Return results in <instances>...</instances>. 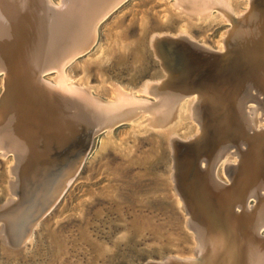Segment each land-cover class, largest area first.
<instances>
[{
    "label": "bare ground",
    "instance_id": "obj_1",
    "mask_svg": "<svg viewBox=\"0 0 264 264\" xmlns=\"http://www.w3.org/2000/svg\"><path fill=\"white\" fill-rule=\"evenodd\" d=\"M57 1L59 6L52 2L53 7L50 0H0V72L4 84L0 151L14 154L17 170L15 174L8 166L13 180L7 184L8 197L0 202V208L7 204L0 221L2 247L28 244L37 217L56 197L68 175L79 168L81 144L91 127L102 122L111 126L142 113L143 117L147 114L144 119L148 125L166 126L162 133H166L172 153L168 171L171 184L167 185L178 208L185 212L184 227L191 233L193 250H200L199 259L179 264H264V237L258 236L264 226V195L260 193L264 187L260 170L264 165V129H258L264 126H260L263 119L256 112L264 111V0H246L245 11L240 12L235 11L231 0H175L176 15L183 19L206 20L216 10L213 18L230 21L221 50L212 54L211 48L193 42L187 32L154 31L160 38L153 39L152 50L166 78L156 84L153 81L157 79L143 80L137 89L113 84L105 103L86 99L87 92L72 86L63 71L84 51L98 21L122 0ZM44 65L46 71L56 73L54 84L41 74L50 89L37 87L34 80ZM28 76L35 83L30 89ZM138 93L154 97L155 103ZM251 97L247 103L253 102L255 108L246 107L245 101ZM42 99H46L45 106H41ZM180 117L190 118L194 131L177 135ZM172 120H179L176 127ZM247 125L257 130L245 133ZM235 126L247 134V139L243 132L235 136V145L246 146L245 153L234 151L233 141L223 136L225 128L232 132ZM210 133L216 135L217 145L207 155L204 147L213 139ZM226 144L233 152L222 153L224 164L228 158L239 161V166L229 167L232 184L228 185L213 177L215 165L212 172L209 168ZM186 147L194 149L195 156L187 157ZM202 162L206 163L204 168ZM256 189L259 196L251 193ZM249 194L258 198V204L245 200L243 207L236 206ZM153 219L136 215L133 221L140 228L154 227L158 236L164 226ZM167 219L172 225L168 224V231L174 233L169 242L178 245L176 214H167ZM97 250L102 254L108 248L100 246Z\"/></svg>",
    "mask_w": 264,
    "mask_h": 264
},
{
    "label": "rangeland",
    "instance_id": "obj_2",
    "mask_svg": "<svg viewBox=\"0 0 264 264\" xmlns=\"http://www.w3.org/2000/svg\"><path fill=\"white\" fill-rule=\"evenodd\" d=\"M231 1L235 11L240 12L245 9L243 3L246 0ZM52 2H57L55 6H59L57 0H50L54 7ZM174 2L175 0H122L108 10L98 21L92 35L95 37L91 38L90 45L87 44L88 48L86 46L84 51L64 67L63 72L71 78L72 86L86 91L88 94L86 99L92 98L103 103L107 102L109 90L113 89V84L123 89L130 87L137 89L142 80L151 76L155 70L153 63H150L146 73L142 75L140 71H136V67L141 62L138 56L143 57L146 36L158 27H164L167 29L165 31L171 33L174 31L178 34L181 31L187 32L192 37H190L192 41L194 40L193 42L196 41L202 46L204 44V47L207 46L212 50H221L226 39L224 33L229 28L230 21H223L219 17L213 18L216 10L210 12L209 16L212 17L210 19L209 16L206 20L200 21L183 19L176 15L178 11L173 7ZM169 28H173L170 29L172 31L168 30ZM1 76L0 72V94L4 87ZM55 76V71L51 69L44 73V77L50 81L49 84H54ZM139 95L150 103H155L154 97L141 93H138ZM255 106L253 102L246 104V107L255 108ZM259 111L256 112L263 119L260 126H264V111L261 110L263 113ZM135 116L128 120H120V122L107 127L103 126L104 122H102L93 135L92 144L79 171L69 180L57 201L37 222L36 228L32 232L34 235L29 237L28 242L26 241L28 244L25 243V249L33 248L36 238L41 243L46 239L49 243L47 245L48 254L42 264H102L103 260L99 262L94 258L93 246L102 244L109 251L113 250L114 246L97 235L95 227L99 224V218L108 219L110 229H113L111 228L113 225L120 228L114 233V237L121 234H134L136 239L141 242L148 238V241L137 244V248L162 247L166 252H177L174 257L176 255L184 256L180 254L183 252L182 250H174L168 245V241L174 233L168 231L172 225L170 221H166L168 220L167 213L173 211L179 213L180 209L177 208L175 197L166 185V182L171 184L170 175L167 176L166 181L168 159L165 147L167 138L166 133H162L166 126L159 127V129L158 126L148 125L147 120L144 119L147 114H144V117L142 113ZM182 118L184 117H180V122L179 120L172 121L175 122V127L176 122H179L177 123L178 127L175 128L176 134L185 136L194 131L195 124L190 118H184L183 121ZM153 127H157L160 132ZM236 128L238 127L235 126V130L232 132L225 128L226 132L224 131L223 135L227 136L225 139L231 140L228 141H233L231 144L234 145L235 136L240 132H243L245 139H247L245 133L251 134L248 130L246 132L243 129L238 131ZM215 131L218 133V127ZM212 133L210 134L212 135ZM240 137L243 138L242 135ZM212 138L204 147V154L208 155L211 151H215L217 137L214 134ZM213 140L214 142H212ZM227 144L224 145V148L227 147L226 149L223 148V151L217 153L218 161L215 164V174L213 175L216 180L224 182L225 185L232 184V178L228 177L229 170H232L229 167L233 166L234 169L239 166V161L234 163L233 158H228L227 162L230 163L225 162L224 164L225 160L220 156L227 150L240 153H245L247 150L243 145H235L236 149L231 150V146ZM185 151L189 158L195 154L194 149L189 147H186ZM14 161V154L0 155V200L8 197L7 184L13 180L9 176L8 166H12L15 172L16 162L14 164ZM205 165L206 163L202 162L201 168H204ZM263 192L260 193L264 195ZM254 199L255 196L254 198L251 196L249 204H253L256 200ZM255 204H258L257 200ZM181 212L185 214L184 211L181 210ZM136 215L154 218V222L164 226V231L157 236L152 226L137 227L133 221ZM168 224L171 226L169 227ZM178 230L177 235L181 242L176 246L182 249V245H179L189 244L191 233L182 225H179ZM261 234L264 235V226L261 228ZM154 254L151 253L150 256L153 257ZM186 256L191 257L190 254ZM110 262L108 260L107 264Z\"/></svg>",
    "mask_w": 264,
    "mask_h": 264
},
{
    "label": "water",
    "instance_id": "obj_3",
    "mask_svg": "<svg viewBox=\"0 0 264 264\" xmlns=\"http://www.w3.org/2000/svg\"><path fill=\"white\" fill-rule=\"evenodd\" d=\"M155 29H153V31H151L146 36V41L144 43L145 49H144L143 57L138 56L141 59L140 61L142 63L140 62V64L136 67V71H140L141 74L143 75V73H146L149 64L153 63V65L155 66V70L151 73V76H149L148 78L143 79V80H153V79L159 80L158 82L153 81L154 84L159 83L161 80L165 79L166 77L163 75L164 71H163V66L160 64V59L154 55V52L152 50L153 39L156 37L154 35V33H152V32H154V31L161 32L163 30H167L164 27H158V29L157 28H155ZM170 29H173V28H169L168 30H170ZM170 31H172V30H170ZM165 35H167V34H165ZM158 36H160V35H158ZM168 36L170 37V35H168ZM156 38H160V37H156ZM170 38L176 39V37H174V36H172ZM214 52L215 51L213 50L212 54H217ZM46 69H47V66L44 65L38 79L34 78V80L37 81V85H38L37 87L46 86L49 88L50 85L41 76V74L44 76ZM38 74H39V72H38ZM33 82H34L33 77L28 76L27 84H28L29 89L32 88L31 86H34L33 84H35V83H33ZM149 82H151V81H149ZM37 87L35 89H37ZM3 92L4 91L2 89V92L0 94V101L2 98H4ZM24 95H22V96H24ZM43 100H46V99H42L41 101H43ZM175 100H177V99H174V101ZM250 100H253V98L252 97L248 98L245 101V104L247 102H249ZM45 105H46V101H43L41 103V106H45ZM100 126H101V124H96L95 126L91 127L90 131H88V132H86V134H84L85 135L84 136L85 137L84 142H83V144H81L82 145V148H81L82 153H80V157H79V161H80L79 168L75 171H72L68 175V177L66 179V183L62 186V188L56 194V197L48 205V207L45 208V210L41 213V215L39 217H37V220L38 219L40 220V218L43 216V214L57 201V199L60 197V195L63 193V191L67 187L69 180L79 171V169H80V167H81V165L85 159V156H86L87 152L89 151L90 146L92 144L93 135H94V133H96V131L99 129ZM247 127H248L247 129H248L249 133H253L254 130H257L250 125H247ZM263 129H264V127L259 128L258 130H263ZM198 134H199V132H197L195 135H198ZM193 137H194V135L192 137L184 139V141H187ZM169 147H170V145H169ZM9 153L12 155L11 152H7L6 154H9ZM13 153H16V152L14 151ZM165 153H166V158L168 159V167L166 169L167 175H168V171L170 169V172H171V167H172V153L169 150L167 144L165 147ZM6 154H0V155L5 156ZM215 163H216L215 160H213L211 162V165L209 167L211 169V172L214 169ZM260 170L264 176V165L262 166V168ZM167 175H166V181H167ZM166 185H167V182H166ZM167 188L170 190L168 185H167ZM262 188H264V187H262ZM262 188H260V189L263 192L264 190ZM258 192H259V190L256 189L255 191H253L251 193L259 196ZM252 194L246 195L242 200H239L236 203V206H242L243 207L245 200H249V198L251 197ZM263 194H264V192H263ZM254 195H252L253 198H254ZM4 199L0 200V202L4 201ZM256 199H258V198H256ZM255 202H256V200H255ZM5 206H3V207H5ZM3 207L0 208V210H2L0 212V221H3L2 215L5 213V210ZM177 208H178V206H177ZM167 214H174V215L176 214V218L178 221L177 226H176L177 232H178L179 225H182V227H184V215L181 212V210L179 213L173 211V212H168ZM108 222H109L108 219H100L99 218V224L95 227L97 235L99 237L107 240L110 244H112V246H114L113 250L109 251V249H108L107 252H104L102 254L100 253L101 255L98 254L97 249L100 246H102V244L93 246L94 247L93 250L95 252L94 258L99 262H100V260H103L102 264H107L108 260L111 261L110 264H149V263L150 264H164V263H166V264L167 263L168 264H173V263L179 264V263H185L189 260H197L201 256L199 249H195V251L193 250L194 245H192L193 241L191 239H189L191 244L190 243L189 244L183 243V244L179 245V246L182 245V247H181L182 249H179L178 246L171 244L169 241H168V245L171 248L173 247L174 250H182L183 252H180V254H182V255L190 254V255H193V257H187V256H185V257H174V254L177 252H175V253L166 252V251H164V249H162V247H157V248L153 247V249H151V248H148L147 246H145V247L137 248V246H136L137 244H140L143 241H148V238L143 239L141 242V241L136 239V235H134V234L133 235L132 234L131 235L121 234V235L114 237V233L117 230H119L120 228L113 225L111 227L113 229H110L108 227ZM181 223H183V224H181ZM255 231L257 232L258 228H256ZM258 236L263 237L264 235L259 234ZM122 237H123V239H122ZM154 239H155V237H154ZM47 242L48 241L45 239L43 242L44 244H43V243L39 242L38 238H36V242H35L33 248H29V249L27 248V250H26L25 249L26 245H22L20 247L13 246V247H10L11 249L8 247H2L1 241H0V264H42V262L45 261V258L47 257V254H48V251H47L48 246L47 245H49V243H47ZM180 242H181V240H180ZM42 245H45V246H42ZM170 247H168V248H170ZM151 253H155L153 257L150 256ZM78 254H80V253H78ZM105 261H106V263H105Z\"/></svg>",
    "mask_w": 264,
    "mask_h": 264
}]
</instances>
